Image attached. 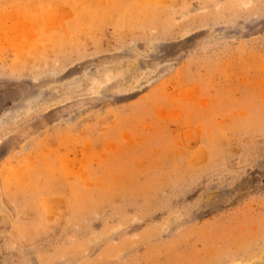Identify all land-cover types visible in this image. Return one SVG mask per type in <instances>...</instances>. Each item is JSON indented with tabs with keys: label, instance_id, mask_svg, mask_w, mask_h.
Segmentation results:
<instances>
[{
	"label": "rangeland",
	"instance_id": "rangeland-1",
	"mask_svg": "<svg viewBox=\"0 0 264 264\" xmlns=\"http://www.w3.org/2000/svg\"><path fill=\"white\" fill-rule=\"evenodd\" d=\"M0 264H264V0H0Z\"/></svg>",
	"mask_w": 264,
	"mask_h": 264
}]
</instances>
